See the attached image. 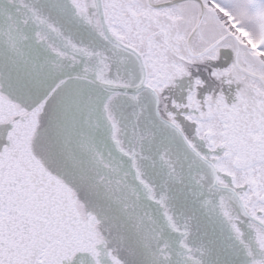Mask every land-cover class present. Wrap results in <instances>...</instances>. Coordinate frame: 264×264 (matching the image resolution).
Masks as SVG:
<instances>
[{
  "label": "snow or ice",
  "instance_id": "6c2138e0",
  "mask_svg": "<svg viewBox=\"0 0 264 264\" xmlns=\"http://www.w3.org/2000/svg\"><path fill=\"white\" fill-rule=\"evenodd\" d=\"M0 264H264V0H0Z\"/></svg>",
  "mask_w": 264,
  "mask_h": 264
}]
</instances>
